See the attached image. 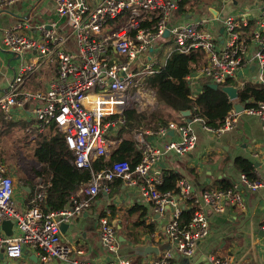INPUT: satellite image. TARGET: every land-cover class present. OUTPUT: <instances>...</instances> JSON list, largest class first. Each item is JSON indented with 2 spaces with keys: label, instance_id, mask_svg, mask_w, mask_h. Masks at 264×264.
I'll list each match as a JSON object with an SVG mask.
<instances>
[{
  "label": "built area",
  "instance_id": "obj_1",
  "mask_svg": "<svg viewBox=\"0 0 264 264\" xmlns=\"http://www.w3.org/2000/svg\"><path fill=\"white\" fill-rule=\"evenodd\" d=\"M13 1L0 0V7ZM182 1L101 0L91 6L87 0H53L56 12L68 21V34H55L39 24L42 37L36 40L19 31L20 23L4 32L1 44L6 50L21 53L33 49L42 55H51L56 62V74L46 91L31 92L22 86L26 67H21L0 96L3 118H11L13 107L21 108L35 102L30 112L38 122L39 131L44 132L50 127L58 131L73 154L75 167L89 169L91 173L89 180L70 194L62 208H43L46 192L41 186L31 198L30 207L21 211L14 200L11 170L0 159V253L2 251L4 257L17 259L22 256L23 248L28 247L39 251L45 260L58 258L69 264H126L123 259H111L106 263L80 260L60 240V224L74 221L90 208L100 192L110 191L116 178L127 186L135 187L140 199L151 203L156 213L171 208V217L164 230V239L170 244V249L145 264H169L172 251L184 257L192 256L197 244L209 235L207 210L222 211L223 198L236 205L242 203L240 195L229 186L196 194L185 177L177 180V192L159 189L164 180L163 172L158 168L162 156L167 152L186 154L196 145V136L188 125L178 126L180 138L169 140L161 147L148 143L143 130L138 129L134 139L140 159L134 168L126 161H114L93 170L94 159L110 157L111 146L117 136L113 131L126 122L124 112L135 105L155 104L145 78L157 70L153 52L160 50L158 41L163 39L166 29L172 37V51L189 53L192 49H200L204 54L202 62L186 75L193 100L190 109L193 121L209 131H223L236 126L241 112L264 120V99L257 101L255 106H244L240 112L232 107L217 129L208 126L196 112L199 81L226 84L227 80L237 76L245 58L258 62L260 80L264 85V0H253L259 5V15L254 19L250 33L249 44L253 48L250 54L247 41L238 29L241 24H248L246 14L225 16L224 44L219 47L216 33L201 29L206 20L203 15L191 21L172 22V15ZM125 13V20L117 29L98 36L104 23ZM141 21H148L150 25L142 27ZM65 44H70V47L65 48ZM237 87L240 90L244 83L240 82ZM154 107L150 105L146 110L153 111ZM159 132L164 134L165 127H160ZM262 163L264 165V154ZM240 178L242 184L252 190L264 186L263 177L250 179L241 173ZM188 199L192 204L185 206L184 201ZM192 206V215L183 224L182 210ZM7 219L13 221L11 235H6L2 229V222ZM261 229L264 232V224ZM98 235L105 249L117 250L119 240L114 226L105 217L100 218ZM210 260L212 264H227L221 259Z\"/></svg>",
  "mask_w": 264,
  "mask_h": 264
},
{
  "label": "crops",
  "instance_id": "obj_2",
  "mask_svg": "<svg viewBox=\"0 0 264 264\" xmlns=\"http://www.w3.org/2000/svg\"><path fill=\"white\" fill-rule=\"evenodd\" d=\"M100 1L87 0L91 6ZM211 2L212 0H183L172 15V22L175 20L191 21L198 15H203L206 20L201 29L215 32L216 44L222 47L225 34L220 30L223 29L225 16L231 13L246 14L248 24H241L238 29L241 37L247 41L250 54L253 48L249 44V38L254 26V19L259 15L258 3L253 0H216V3ZM198 6L201 9H198ZM0 8V96L5 92L9 80L21 67H26L22 84L25 89L31 92L46 91L49 81L56 74V62L53 56L42 55L33 49L14 53L2 46L1 38L6 30L19 23V31L36 40H40L42 37L39 24L45 25L55 34L66 35L70 31L67 19L56 12L53 0H15L10 4H2ZM126 15L125 13L118 18L109 19L101 27L98 36L117 29L119 27L117 24ZM72 41L70 38V42ZM158 42L160 50H155L153 54L155 65L160 67L164 65L168 54L172 51L173 45L165 56L162 55L165 46L169 42L172 43V37L166 35ZM64 47L69 48L70 44H65ZM239 72L236 77L231 78L233 83L230 84L237 86L243 82L244 85H262L260 67L255 59L245 58ZM199 82L200 93L202 84L209 82L207 80ZM146 87L154 95L156 105L147 102L126 110L134 109L144 117L138 116V119H132L133 125L130 127L126 125V121L118 130L113 131L117 136L114 137L115 142L111 146L110 155L118 149L124 138L132 139L136 146L134 134L138 129L143 130L144 139L148 143L161 147L169 140L180 138L178 126L188 125L196 136L195 147L186 154L165 153L159 161L158 168L163 173L172 171L188 179L196 194L208 189H222L229 185L234 188L242 200L240 205H236L229 202L227 198H223L222 211L207 210L209 235L197 244L192 254L195 257L194 263L205 264L204 258H207V261L212 264L210 259L215 258L221 259L227 264H264V232L261 229L264 224V186L252 190L242 184L240 174L243 171L238 166L239 158H244L252 165V178H264L262 163L264 120L255 115L241 112L237 116L236 126L223 131H209L203 128L200 123L193 121L192 114L186 117L180 111H169L170 114L163 113L164 117L169 118L166 123L157 119L152 120L150 115L152 111L146 110V108L150 105L156 107L159 102L155 91L147 84ZM34 103L25 104L21 108L13 107L10 119L3 118L0 112V120H9L11 126L19 125L18 128L21 129L24 139L36 145L33 150L35 156V148L38 146L41 135L48 130L39 131L38 122L30 112ZM142 107H145V110ZM154 108L152 109L154 110ZM124 117L126 119L125 114ZM170 124L176 127L173 128ZM160 127H165L164 134L159 132ZM136 149L138 150L137 146ZM11 173L15 175L14 170H11ZM36 175L38 178L35 181L26 178L20 183L13 177L14 200L16 207L21 211L30 207L31 198L34 197L38 188L46 186V180L38 173ZM185 202L184 204L187 206ZM42 206L45 209L48 208L45 200ZM101 217H105L114 226L119 240L116 251L105 249L99 241ZM170 217L171 208H167L163 213H156L151 203L140 199L135 187L127 186L116 178L112 182L109 192H100L90 208L77 216L74 221L66 223L67 227L60 229V240L71 249L76 258L83 261L106 263L111 259H123L127 261L126 264H145L170 249L168 241L164 239L165 225ZM147 245L157 247L159 252L141 255L136 251L138 246ZM174 252L172 251L169 264H181V260L176 258ZM4 260L8 261L4 263L0 258V264H69L58 258L45 260L39 251L28 247L23 248L21 257L17 259L4 257Z\"/></svg>",
  "mask_w": 264,
  "mask_h": 264
},
{
  "label": "trees",
  "instance_id": "obj_3",
  "mask_svg": "<svg viewBox=\"0 0 264 264\" xmlns=\"http://www.w3.org/2000/svg\"><path fill=\"white\" fill-rule=\"evenodd\" d=\"M124 20L125 18L117 26ZM149 25L148 21L140 22L142 27ZM203 58L204 54L200 49H192L189 53L172 51L164 65L157 67L156 72L145 78L147 86L155 91L159 102L158 111L150 114L152 120L157 119L166 123L169 118L164 117L162 111L170 114L169 111L179 112L184 109H191L193 100L190 97L186 75L197 67ZM232 80H227V83H233ZM208 84L204 82L201 92L196 96V112L205 120L208 126L217 129L228 111L232 109V102L228 100L222 91L213 89ZM238 99L241 103L243 102L245 107L255 106L257 101L264 99V85L245 84L239 90ZM124 114L127 121L126 125L129 127L133 125L132 119H138V116L144 117L134 109H130ZM128 133L130 135V132ZM35 156L42 165V169L37 170L36 173L46 180L44 188L46 197L44 200L49 209L62 208L70 194L81 183L87 182L90 178L89 169L75 167L71 150L65 145L62 135L52 127L41 135L38 146L35 148ZM1 159L4 160L2 157ZM139 159L140 153L136 149L134 141L130 138H124L118 149L108 159L104 160L103 157H98L93 160V170H98L114 161H126L131 168H134ZM238 166L243 171L242 173L253 179L252 165L248 160L239 158ZM163 175L164 180L159 189L161 191L177 192V180L181 175L172 171H165ZM185 203L191 205L192 200L188 199ZM192 212L193 206L188 209L183 208L181 213L183 224L189 220Z\"/></svg>",
  "mask_w": 264,
  "mask_h": 264
},
{
  "label": "rangeland",
  "instance_id": "obj_4",
  "mask_svg": "<svg viewBox=\"0 0 264 264\" xmlns=\"http://www.w3.org/2000/svg\"><path fill=\"white\" fill-rule=\"evenodd\" d=\"M211 3H216V0H212ZM198 9L201 8L198 6ZM171 47L172 43L169 42L162 51V55L165 56ZM158 109L159 105L150 113H155ZM2 121L5 122L2 123ZM9 123V120H0V159L2 157L5 161L1 160L7 164V167L14 170L15 175L12 173L11 175L17 182L20 183L26 178L35 181L38 178L36 171L42 169V165L33 155L36 145L24 139L18 124L11 126Z\"/></svg>",
  "mask_w": 264,
  "mask_h": 264
},
{
  "label": "water",
  "instance_id": "obj_5",
  "mask_svg": "<svg viewBox=\"0 0 264 264\" xmlns=\"http://www.w3.org/2000/svg\"><path fill=\"white\" fill-rule=\"evenodd\" d=\"M220 31L222 32L223 29H221ZM168 33H169V30L166 29L163 32V35L166 36V35H168ZM208 85H209V87H211L213 89H218V90L222 91L227 96L228 100L232 101V107L236 112H240L244 109V105L241 102L237 101L238 95H239V90H238V87L236 85L228 84V83L222 84V85H217L216 83H209ZM180 113L183 116L188 117L191 114V111H190V109H184V110H181ZM188 121H190V118H188ZM66 225H67L66 223H61L60 229L67 227ZM12 227H13V221L12 220L7 219V220H4L2 222V229L6 235H11L13 233ZM136 251L141 255H146V254L152 253V252L158 253L159 249L155 246L147 245V246H138ZM174 253L176 255V258L181 260V264H199L197 262L194 263V261H195L194 256L184 257V256H181V254H179L177 252H174ZM0 258L2 261H4V263H6L8 261V260H4V254L2 252L0 253ZM204 261H205V264H210L207 261V258H204Z\"/></svg>",
  "mask_w": 264,
  "mask_h": 264
}]
</instances>
